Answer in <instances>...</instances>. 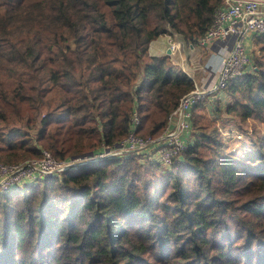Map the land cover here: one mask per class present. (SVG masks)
I'll list each match as a JSON object with an SVG mask.
<instances>
[{
  "label": "trees",
  "instance_id": "16d2710c",
  "mask_svg": "<svg viewBox=\"0 0 264 264\" xmlns=\"http://www.w3.org/2000/svg\"><path fill=\"white\" fill-rule=\"evenodd\" d=\"M222 5L0 0V161L11 166L44 150L59 162L99 154L134 131L136 114L137 133L160 136L196 84L169 56L151 57L150 45L163 35L194 44ZM259 44L260 58L251 52ZM248 53L243 75L204 102L218 116L264 122V35ZM204 102L192 110L194 124ZM193 134L164 170L153 152L149 165L134 152L0 191V264H264V233L244 220L264 221V137L245 163L219 148L204 158ZM138 163L148 171L134 170ZM253 185L258 192L241 203L216 196Z\"/></svg>",
  "mask_w": 264,
  "mask_h": 264
},
{
  "label": "built area",
  "instance_id": "2783aa9c",
  "mask_svg": "<svg viewBox=\"0 0 264 264\" xmlns=\"http://www.w3.org/2000/svg\"><path fill=\"white\" fill-rule=\"evenodd\" d=\"M249 35H264V0H224L217 11L212 26L193 45L210 49L214 43H226L220 50L222 64L215 79L207 78L201 89L197 88L184 96L178 107L168 118V126L156 140L147 139L137 133L141 120L134 117V131L118 146H105L96 155L78 156L71 161H57L44 150L42 160H33L25 165H6L0 162V191L7 192L24 183H34L47 176L76 171L79 168L116 158L126 153L137 152L154 143L158 161L168 167L187 148L186 135L192 131L190 120L195 106L205 101L207 95L228 86L231 80L243 75L250 64L246 38ZM230 43V44H229ZM183 43L169 35V51L180 52ZM185 150V151H186ZM40 160V159H39Z\"/></svg>",
  "mask_w": 264,
  "mask_h": 264
},
{
  "label": "rangeland",
  "instance_id": "374dc122",
  "mask_svg": "<svg viewBox=\"0 0 264 264\" xmlns=\"http://www.w3.org/2000/svg\"><path fill=\"white\" fill-rule=\"evenodd\" d=\"M222 1H224V0H222ZM166 39L168 42L169 37L167 36ZM182 43H183V46H182L179 53H181L183 51L186 52L187 50H189L192 47V44H185L184 42H182ZM260 46H261L260 44L255 45V47L253 46V49L251 51L252 56L256 55L259 58L261 57ZM168 47H169V43H168ZM193 48H194L193 57L191 59H188V60H190L189 63H191L189 66V71L192 73L193 76L195 73L196 77L195 76L194 77H195L197 82L196 81H194V82L196 84V88L198 86L199 89H201V86H203L204 82L207 79L206 74H209V72L205 70V61H206V57H207V51L209 49L203 50V49H201L195 45H193ZM179 53L177 51H175V53H171L170 55L173 58L177 55V61L179 62V60H178V58L180 57ZM171 56L169 57V59H170L169 61L172 64H174L176 67H179L177 65L178 62L177 61L175 62L174 61L175 59L172 60ZM249 56L251 57L250 53H249ZM209 97L213 98L214 97L213 93L207 95L206 98L209 99ZM229 101H228V99H225L224 103L226 104ZM203 102H201V103H203ZM205 104L206 103L204 102V105L200 106L196 110L195 115H194L195 124L193 123L194 129H192L194 132V134L191 137L193 139L192 145H195L196 143L200 144L198 147L199 154L203 155L204 158L215 157L217 154V148H219L221 154L224 153L227 155H231L238 160L244 161L245 163L250 162V161H248V158L251 157V154H254V152H256L254 144L259 143L260 142L259 140L262 139V137H264V122L258 120L255 117H250L245 121H241L239 118H235V117L232 118L231 116H227L224 114L218 116L217 114H214L212 109L207 108L205 106ZM203 133L208 134V135L212 134L215 139H218L221 141L222 145L220 147H218L215 143L210 144L206 141H203L202 138L200 137V135ZM32 134H34V131L32 132ZM145 138L151 139L154 141L158 137H145ZM154 144H156V143H154ZM154 144L148 148H145L142 150H137L138 154L144 155V157L140 158V160H139L141 164L147 165L148 163H150V161L148 159L150 158L149 154H151L152 152H153V155L158 160V155L156 154V151H155L156 147H154L155 146ZM184 151L181 153V155L184 153ZM87 153H90V152L84 153L85 155L83 154V156H87L88 155ZM132 153H134V152H132ZM128 154H131V153H127L125 155H128ZM51 155H52V157H54L52 153H51ZM79 156H81V155H79ZM118 157H120V156H118ZM41 158H39L40 160L37 158L27 159L23 162L15 163V165H25L28 162H31L33 160L41 161L42 160ZM109 159H112V158H109ZM1 163H3V162H1ZM140 163H138L137 165L134 166L135 167L134 170L138 169L140 171L142 169V171H148L146 168L145 169L142 168L141 166H143V165H141ZM251 163L253 164V162H251ZM160 167L162 170L167 168L166 166H164L162 164ZM148 173H149V175L154 176V173H158V171L155 170L154 173L153 172H151V173L146 172L147 175H148ZM177 173H179V172H177ZM163 175H167V174H163ZM163 175L159 176V178H158V179H160V182L164 180ZM188 176H189V178L187 180L188 187L195 189V185H194L193 181L197 180L198 178L194 174H191V173H189ZM212 184L213 185L218 184L214 178L212 179ZM26 185H28V183L21 184L18 188L24 187ZM240 188L242 189L243 185H240ZM153 189H155V188H153ZM232 190L233 189L229 190V192H227L225 190H222L220 192L218 191L216 193V196L218 197L219 200H234V201L236 200V203H241V202L246 201L248 199L249 200L252 199L256 195V193L258 192L259 185H253L251 187V189H249L245 193H233V192H231ZM203 196H206V192L203 193ZM160 197L158 198V200L161 199ZM243 213H250V212L238 211L239 215H243ZM173 216L178 217V213H174V214H172V216L169 215L170 218H174ZM177 219H180V217H178ZM244 220L246 222H248L251 225L252 229L255 230L258 234L264 233V221H261L258 218H255L251 213L247 214L245 216ZM230 222L232 223L233 221L230 220ZM176 234L180 235L178 232ZM221 239H222L221 237L220 238L218 237L219 241ZM239 241H241V240H239Z\"/></svg>",
  "mask_w": 264,
  "mask_h": 264
},
{
  "label": "crops",
  "instance_id": "0c3cea01",
  "mask_svg": "<svg viewBox=\"0 0 264 264\" xmlns=\"http://www.w3.org/2000/svg\"><path fill=\"white\" fill-rule=\"evenodd\" d=\"M167 36L169 37V35H163L159 39H157L151 43L150 53H149V55L151 57L164 58V57H168V56L170 57L171 56L170 55L171 53L169 52V47H168L169 41L167 42V39H166ZM256 36L257 35H249L246 38L247 49L251 48V45L255 41ZM224 46H226L225 42L224 43L217 42V43H214L212 45V47L207 51V57H206V61H205V70L209 72V74H206V76H207V78H210V80L215 79V77L218 75V72H219L221 64H222V58H223V56L221 55L220 49ZM193 50H194V48L191 47L186 52L183 51V52L179 53L180 54V57L178 58L179 62L177 61V55L175 56L176 58L175 57L173 58L171 56V59L172 60L175 59L174 61L178 62L177 65L179 66V68L181 67L180 68L181 70H183L187 75H189V77L191 79L193 78V80L196 81L195 73H194V76H195L194 77L192 75V73L189 71V66L191 63H189L190 60H188V59H191L193 57V54H194ZM205 105L207 106V108H209L207 103ZM192 119H193V117H192ZM192 119L190 120V123H191V126L193 128V120ZM190 134L186 135L187 140L189 139Z\"/></svg>",
  "mask_w": 264,
  "mask_h": 264
},
{
  "label": "water",
  "instance_id": "95a60500",
  "mask_svg": "<svg viewBox=\"0 0 264 264\" xmlns=\"http://www.w3.org/2000/svg\"><path fill=\"white\" fill-rule=\"evenodd\" d=\"M170 52V51H169ZM91 155H93V153H90V154H88L87 156H91Z\"/></svg>",
  "mask_w": 264,
  "mask_h": 264
}]
</instances>
